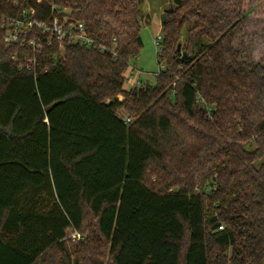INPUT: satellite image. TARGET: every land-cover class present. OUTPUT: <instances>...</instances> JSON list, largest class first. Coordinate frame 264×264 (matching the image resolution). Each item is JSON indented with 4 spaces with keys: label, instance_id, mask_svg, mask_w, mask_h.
<instances>
[{
    "label": "trees",
    "instance_id": "trees-1",
    "mask_svg": "<svg viewBox=\"0 0 264 264\" xmlns=\"http://www.w3.org/2000/svg\"><path fill=\"white\" fill-rule=\"evenodd\" d=\"M145 2L0 0V264H264V54L245 1L171 0L163 69L127 91ZM31 9L117 57L53 43L29 63L2 21ZM260 26L264 42V10Z\"/></svg>",
    "mask_w": 264,
    "mask_h": 264
},
{
    "label": "built area",
    "instance_id": "built-area-1",
    "mask_svg": "<svg viewBox=\"0 0 264 264\" xmlns=\"http://www.w3.org/2000/svg\"><path fill=\"white\" fill-rule=\"evenodd\" d=\"M35 11L29 10L24 12L21 18H7L3 19L2 23L6 28V35L4 41L8 47L13 45H19L21 48L29 47L33 52V57L28 60L29 63L36 64L37 57L41 54L47 46H51L53 43L60 45L62 49L80 47L85 49L98 50L100 54H105L108 51L117 57V42L113 41L112 49H108L102 44L96 42V40L89 34L86 25L83 22L73 21L69 18L60 19L58 17H52L50 20H38L35 17ZM162 34H159L156 38V44L159 47L158 53L161 51ZM15 59L16 57L13 56ZM163 66L160 67V72ZM136 71L134 68H129L125 74L126 81L130 75L133 78L135 75L132 73ZM130 72V73H129ZM137 81H139L140 71L136 72ZM137 81H134L136 83ZM136 87V84H134ZM124 121L130 123L131 117L124 116ZM223 230V227H220ZM74 240L80 239L81 236L77 233L74 234Z\"/></svg>",
    "mask_w": 264,
    "mask_h": 264
},
{
    "label": "rangeland",
    "instance_id": "rangeland-1",
    "mask_svg": "<svg viewBox=\"0 0 264 264\" xmlns=\"http://www.w3.org/2000/svg\"><path fill=\"white\" fill-rule=\"evenodd\" d=\"M244 1L245 11L249 13L250 25L248 31L251 33L249 36H252L249 40L253 39L254 34L252 33L257 30L258 35H255L256 42L254 43L258 45L256 55L260 56L264 54V50H262L264 42L261 37V29H259V27H261L260 20L263 17L264 0ZM171 6V0H146L144 5L145 19L143 21V27L141 30V37L144 45L138 57L131 61L130 67L136 69V71L132 72H135V76L131 78L130 74L128 80L125 83V89L127 91L134 89V84H136L137 87H145L148 84L154 85L156 83V77L158 76L161 67L158 58L159 47L156 44V38L159 34H161L163 14ZM244 38L247 41V32L246 37ZM137 71L141 72L138 78L139 81H137ZM134 81L137 82L134 83ZM120 99H123V97H120ZM120 115L123 117L126 114L121 112ZM73 236L74 234L71 236V238L74 240Z\"/></svg>",
    "mask_w": 264,
    "mask_h": 264
},
{
    "label": "water",
    "instance_id": "water-1",
    "mask_svg": "<svg viewBox=\"0 0 264 264\" xmlns=\"http://www.w3.org/2000/svg\"><path fill=\"white\" fill-rule=\"evenodd\" d=\"M162 21H165V16H163ZM178 51H181V46L178 47ZM184 58L187 59V56L185 55Z\"/></svg>",
    "mask_w": 264,
    "mask_h": 264
},
{
    "label": "crops",
    "instance_id": "crops-1",
    "mask_svg": "<svg viewBox=\"0 0 264 264\" xmlns=\"http://www.w3.org/2000/svg\"><path fill=\"white\" fill-rule=\"evenodd\" d=\"M161 31H162V27H161Z\"/></svg>",
    "mask_w": 264,
    "mask_h": 264
}]
</instances>
